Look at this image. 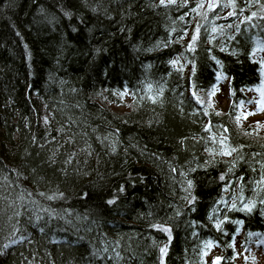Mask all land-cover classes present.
Returning a JSON list of instances; mask_svg holds the SVG:
<instances>
[{
    "label": "trees",
    "instance_id": "trees-1",
    "mask_svg": "<svg viewBox=\"0 0 264 264\" xmlns=\"http://www.w3.org/2000/svg\"><path fill=\"white\" fill-rule=\"evenodd\" d=\"M211 1L0 0V264H237L264 244V137L237 122L264 0ZM220 88L222 113L200 98Z\"/></svg>",
    "mask_w": 264,
    "mask_h": 264
},
{
    "label": "rangeland",
    "instance_id": "rangeland-1",
    "mask_svg": "<svg viewBox=\"0 0 264 264\" xmlns=\"http://www.w3.org/2000/svg\"><path fill=\"white\" fill-rule=\"evenodd\" d=\"M203 9L211 8L214 2L211 0H199ZM202 10V9H201ZM226 91L223 88L214 89L208 94H202L200 96L204 105L215 107L218 113L225 112L228 107V98L226 96ZM249 103L243 104L239 108L238 124L239 126H253L260 134L264 137V80L260 89L252 90L246 94ZM123 106H111L114 110H124L129 102L128 96H121ZM237 240L235 245L238 244ZM222 254L217 250H212L207 256V264H216L220 261ZM236 263L237 264H264V244L253 245L249 250H244L242 246H237L236 253Z\"/></svg>",
    "mask_w": 264,
    "mask_h": 264
},
{
    "label": "snow or ice",
    "instance_id": "snow-or-ice-1",
    "mask_svg": "<svg viewBox=\"0 0 264 264\" xmlns=\"http://www.w3.org/2000/svg\"><path fill=\"white\" fill-rule=\"evenodd\" d=\"M161 2H163V0H161ZM193 39H195V37H193ZM250 210V209H249ZM219 227V226H218ZM161 253L163 254V253H165L166 252V248H162L161 250Z\"/></svg>",
    "mask_w": 264,
    "mask_h": 264
}]
</instances>
